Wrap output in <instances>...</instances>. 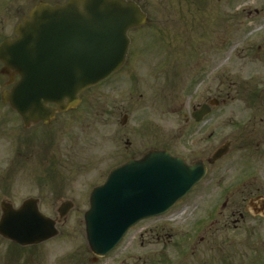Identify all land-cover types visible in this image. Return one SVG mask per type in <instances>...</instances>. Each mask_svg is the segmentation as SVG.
Segmentation results:
<instances>
[{
	"label": "flooded vegetation",
	"instance_id": "flooded-vegetation-1",
	"mask_svg": "<svg viewBox=\"0 0 264 264\" xmlns=\"http://www.w3.org/2000/svg\"><path fill=\"white\" fill-rule=\"evenodd\" d=\"M70 1L0 0V48L18 39L19 29L32 20L38 8L63 7ZM120 1L135 5L144 16V23L127 32L129 47L122 68L101 83L81 91L73 109L61 111L56 104L40 101L41 105L34 111L41 109L36 113L41 117L24 121L20 112L26 111L30 115V109L19 101L18 94H12L20 76L0 61V156L8 154L6 164L2 156L0 159V194L5 197L12 195V186L18 185L20 179L27 177L36 179V189L28 194L31 197L45 196L63 186L66 179L65 156L59 153L56 143L58 144L57 138L66 131L64 128H67L68 122H75L80 144L85 141L84 137H91L94 148L92 154L98 162L100 156L96 140L119 142L125 150L130 148L127 151L134 148L128 153L118 152L121 160L116 159L113 167L140 159L150 151L167 150L174 155V152L162 147L163 101L184 96L189 99L188 114L184 116L193 144L189 148L192 158L185 161L189 165L200 164L205 168L204 178L192 190L205 185L203 192H213L208 187L215 181L220 185L224 172L236 167L239 176L244 179L242 177L229 189L226 186L221 190V197L224 199L221 208L225 211L231 203L230 199L241 194L245 196L243 200L246 206L242 211L240 202H236V210L230 217L233 226L245 222V214L249 215V211L250 217L257 221L264 220V79L255 80L256 75L253 76L254 80L233 79L235 81H231L230 89L235 86V90L231 92L226 90L227 78L223 70L218 77V86H210L211 80L207 75L210 67L208 53L213 50L221 53L226 48L223 38L219 37L216 43L210 40L212 33L209 15L213 0ZM220 7L222 11L223 6ZM65 43L66 40L64 45ZM138 54L141 57H137ZM179 54L185 61L177 60L180 58ZM174 55V61L165 63L171 64L170 71L176 70L168 73V78H164L161 76V61L164 57L167 59ZM144 57L150 58L146 64L152 65L155 62L154 67H160L157 76L139 78L122 75L130 66L139 65V60ZM258 62L261 65L264 58L260 57ZM181 66L187 67L192 75L190 80H186L184 88L178 84L180 80L177 69ZM139 80H144L142 85L147 92L141 91ZM162 82L166 85L163 86L164 93ZM168 90L171 92L166 94ZM172 93L177 95L172 97ZM238 100L242 107L245 105V109H238V112L244 114L227 119L226 106ZM202 110L205 114L197 120L194 115ZM70 115H73L74 121L66 119ZM197 139L201 144H196ZM133 143L136 148L132 146ZM139 147L142 148L141 151ZM219 149L224 150L225 155L213 161ZM50 184L51 188H46ZM36 200L41 211L43 200ZM3 205L19 207L8 198L2 199L0 210ZM211 216L209 213L208 218ZM211 222L210 219V224ZM259 226L260 224L252 225L254 232L260 231ZM0 241L8 244L5 258L13 262L10 264H40L44 259L41 254L43 244L20 247L3 237H0ZM84 251L85 254L75 258L77 264L99 262L100 259H95L88 248L85 247ZM0 264H3L2 258Z\"/></svg>",
	"mask_w": 264,
	"mask_h": 264
},
{
	"label": "rangeland",
	"instance_id": "rangeland-1",
	"mask_svg": "<svg viewBox=\"0 0 264 264\" xmlns=\"http://www.w3.org/2000/svg\"><path fill=\"white\" fill-rule=\"evenodd\" d=\"M220 5L223 6L222 11ZM210 6L212 7L209 15L212 33L210 40L216 43L219 37L223 38L226 46L221 53L214 50L208 53L210 67L208 66L207 75L211 80L210 86H218V77L223 70L227 78L226 90L231 92H234L235 86H232L234 89H230V83L236 79L254 80L255 75L257 76L255 80L264 79V62L261 65L258 62L260 57L264 58V0H213ZM175 55L162 59V77L168 78L170 75H167L168 73L175 72L176 69L170 71L171 64H166L174 61ZM137 57H141L140 54ZM179 57L178 61H185L181 54ZM149 59L141 58L139 65L130 66L122 75L139 78L157 76L160 67L155 68V62H152V65L146 64ZM177 76L180 80L179 87L183 88L186 86V80L192 77L190 70L185 66L178 67ZM143 81L139 80L141 91L147 92L142 85ZM163 86H166L164 82ZM164 91L163 87V93ZM169 92L171 91H166V94ZM175 95L177 94L172 93V97ZM188 106L189 99L175 96L163 101L161 117L162 147L186 161L192 158L189 148L193 146L184 116L188 114ZM238 109H245V105L242 107L239 100L227 105V119L244 114L239 113ZM66 119L74 121L73 115L66 116ZM68 123L67 128H64L66 131L57 138L58 144L56 143L59 153L65 156V182L62 183V187H57L56 191L38 197L43 200L41 212L60 221L59 236L41 246L44 259L40 264L62 262L77 264L75 258L85 254L84 249L87 248L83 215L88 209L89 192L103 182L116 159H120L118 152L128 153L134 149L127 151L130 148L125 150L119 142L96 140L100 156L98 162L92 154L94 148L91 145V137L87 135L88 138L84 137L85 141L80 144L75 122ZM196 144L201 142L197 139ZM132 146L136 148L135 143ZM139 150L142 148L139 147ZM233 155L234 153L231 157ZM1 156L6 164L5 158L8 154L4 153ZM239 175L236 167L228 169L224 172L220 185L215 181L208 187L213 189L210 193L208 190L203 192L205 185L198 186L164 216L146 220L133 227L119 246L110 253V257L100 259L97 264H264V220H255L250 217L249 211L250 216L245 214V222L233 226L230 217L236 210V202H240L242 211L246 206L243 200L245 196L241 194H236L230 199L231 203L225 211L221 208V202L224 200L221 197V190L226 186L229 189L237 183L236 181L243 177ZM35 181L36 179L28 177L20 179L18 185L12 186V195L5 197L0 194V202L8 198L14 205L20 206L27 199H38L28 196L29 192L37 187ZM46 188H51V184ZM214 189L217 190L214 192ZM68 200L73 202L74 208L60 220L57 209L62 202ZM209 213L212 214L210 218ZM255 224H260V231L254 232L252 225ZM257 233L259 236H256ZM7 246V243L0 241V258L3 264L12 262L5 258Z\"/></svg>",
	"mask_w": 264,
	"mask_h": 264
},
{
	"label": "water",
	"instance_id": "water-1",
	"mask_svg": "<svg viewBox=\"0 0 264 264\" xmlns=\"http://www.w3.org/2000/svg\"><path fill=\"white\" fill-rule=\"evenodd\" d=\"M143 21L135 5L120 0H71L63 7L38 8L19 29L18 39L0 48V61L20 76L12 94H18L30 109V115L20 112L24 121L41 117L36 114L41 109L34 111L40 101L56 104L61 111L74 108L81 91L123 66L129 47L127 32ZM204 114L202 110L194 117L198 120ZM224 154L219 150L213 161ZM204 175L203 165L191 167L166 151L149 152L114 169L90 194L84 215L91 252L108 255L131 227L167 213ZM71 207L70 202L62 204L60 217ZM55 225L39 212L35 200L25 201L17 210L2 206L0 235L19 245L56 237Z\"/></svg>",
	"mask_w": 264,
	"mask_h": 264
}]
</instances>
